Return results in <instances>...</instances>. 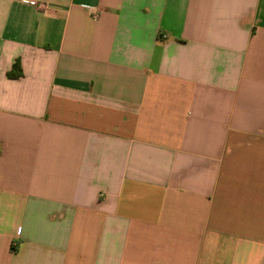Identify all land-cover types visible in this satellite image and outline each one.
Wrapping results in <instances>:
<instances>
[{
    "label": "crops",
    "instance_id": "crops-1",
    "mask_svg": "<svg viewBox=\"0 0 264 264\" xmlns=\"http://www.w3.org/2000/svg\"><path fill=\"white\" fill-rule=\"evenodd\" d=\"M0 264H264V0H0Z\"/></svg>",
    "mask_w": 264,
    "mask_h": 264
},
{
    "label": "trees",
    "instance_id": "trees-1",
    "mask_svg": "<svg viewBox=\"0 0 264 264\" xmlns=\"http://www.w3.org/2000/svg\"><path fill=\"white\" fill-rule=\"evenodd\" d=\"M20 67H19V62L16 61L13 65L11 70L8 73V76L11 78L17 79L20 76Z\"/></svg>",
    "mask_w": 264,
    "mask_h": 264
},
{
    "label": "built area",
    "instance_id": "built-area-1",
    "mask_svg": "<svg viewBox=\"0 0 264 264\" xmlns=\"http://www.w3.org/2000/svg\"><path fill=\"white\" fill-rule=\"evenodd\" d=\"M93 16H94V17H96V16H97V15L94 13V11H93Z\"/></svg>",
    "mask_w": 264,
    "mask_h": 264
}]
</instances>
